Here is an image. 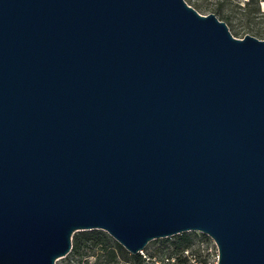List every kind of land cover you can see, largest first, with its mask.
Segmentation results:
<instances>
[{
	"label": "water",
	"instance_id": "water-1",
	"mask_svg": "<svg viewBox=\"0 0 264 264\" xmlns=\"http://www.w3.org/2000/svg\"><path fill=\"white\" fill-rule=\"evenodd\" d=\"M91 229L264 264V39L186 0H0V264Z\"/></svg>",
	"mask_w": 264,
	"mask_h": 264
},
{
	"label": "rangeland",
	"instance_id": "rangeland-1",
	"mask_svg": "<svg viewBox=\"0 0 264 264\" xmlns=\"http://www.w3.org/2000/svg\"><path fill=\"white\" fill-rule=\"evenodd\" d=\"M186 1L203 14L214 13L216 7L222 2V0ZM245 1L246 0L223 1V10L230 13L233 17V27L230 30L236 37H244L246 34H251L260 39H264V15H257L252 20H248L242 13ZM185 232H189L193 239L191 245L183 251L175 247L178 239L177 234L150 240L140 251V253L147 258L145 264H217L219 252L215 240L210 235L199 230H189ZM85 251L86 250H84V252ZM94 251L95 250L92 249L90 251L88 250L87 253L81 254L69 252L66 256L60 257L56 261V264H105L102 259L97 258ZM118 264L122 263L119 262Z\"/></svg>",
	"mask_w": 264,
	"mask_h": 264
},
{
	"label": "trees",
	"instance_id": "trees-1",
	"mask_svg": "<svg viewBox=\"0 0 264 264\" xmlns=\"http://www.w3.org/2000/svg\"><path fill=\"white\" fill-rule=\"evenodd\" d=\"M223 1L216 7L214 13L224 20L231 29L233 17L223 10ZM243 6L242 13L248 20H252L257 15H264V0H246ZM177 237L175 247L180 251L187 249L192 243L193 238L189 232L179 233ZM92 249L95 250L97 258L102 259L105 264H118L119 262L122 264H145L147 262V258L143 254L130 252L103 229L79 230L73 234L71 253H87ZM84 250L86 251L84 252Z\"/></svg>",
	"mask_w": 264,
	"mask_h": 264
},
{
	"label": "built area",
	"instance_id": "built-area-1",
	"mask_svg": "<svg viewBox=\"0 0 264 264\" xmlns=\"http://www.w3.org/2000/svg\"><path fill=\"white\" fill-rule=\"evenodd\" d=\"M217 264H218V262H217Z\"/></svg>",
	"mask_w": 264,
	"mask_h": 264
}]
</instances>
